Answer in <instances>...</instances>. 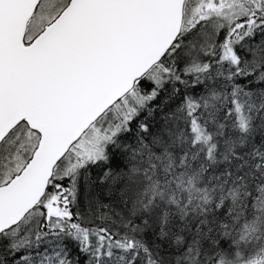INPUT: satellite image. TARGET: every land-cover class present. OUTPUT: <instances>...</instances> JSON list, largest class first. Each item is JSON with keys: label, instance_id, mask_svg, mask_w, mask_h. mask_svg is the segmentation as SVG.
Listing matches in <instances>:
<instances>
[{"label": "snow or ice", "instance_id": "snow-or-ice-1", "mask_svg": "<svg viewBox=\"0 0 264 264\" xmlns=\"http://www.w3.org/2000/svg\"><path fill=\"white\" fill-rule=\"evenodd\" d=\"M0 264H264V0H0Z\"/></svg>", "mask_w": 264, "mask_h": 264}]
</instances>
